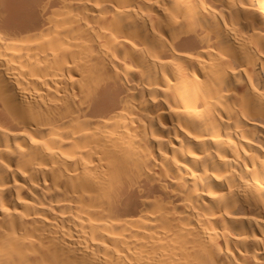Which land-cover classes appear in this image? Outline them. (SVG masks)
<instances>
[{"label":"bare ground","instance_id":"6f19581e","mask_svg":"<svg viewBox=\"0 0 264 264\" xmlns=\"http://www.w3.org/2000/svg\"><path fill=\"white\" fill-rule=\"evenodd\" d=\"M0 264H264V0H0Z\"/></svg>","mask_w":264,"mask_h":264},{"label":"snow or ice","instance_id":"6c2138e0","mask_svg":"<svg viewBox=\"0 0 264 264\" xmlns=\"http://www.w3.org/2000/svg\"><path fill=\"white\" fill-rule=\"evenodd\" d=\"M4 211H5V212H7V211H8V209H4Z\"/></svg>","mask_w":264,"mask_h":264}]
</instances>
